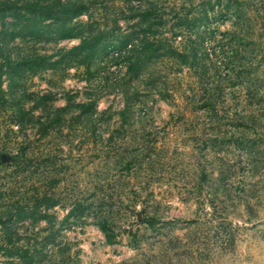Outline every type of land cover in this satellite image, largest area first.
I'll return each instance as SVG.
<instances>
[{"label": "rangeland", "instance_id": "obj_1", "mask_svg": "<svg viewBox=\"0 0 264 264\" xmlns=\"http://www.w3.org/2000/svg\"><path fill=\"white\" fill-rule=\"evenodd\" d=\"M2 153L0 264H264V0H0Z\"/></svg>", "mask_w": 264, "mask_h": 264}, {"label": "trees", "instance_id": "obj_2", "mask_svg": "<svg viewBox=\"0 0 264 264\" xmlns=\"http://www.w3.org/2000/svg\"><path fill=\"white\" fill-rule=\"evenodd\" d=\"M25 7L28 9L27 12L32 13L33 14V18H32V25H28V27L22 26L20 28V34L22 35H26V34H30V35H37L38 37H40L44 31H46L45 29L48 27H53L52 30H47V35H54V39H69V38H73L76 36V32L74 30V28L72 26H66V23L64 21L59 22L58 24L55 22H47L45 24H42V20L40 18L45 17V19H49V18H55L54 14H52V12L46 13L47 11H49V6H41V5H37V4H33V3H26ZM39 9V12H37ZM65 11H67V17L69 15L70 16H75L79 13V10L77 8L75 9H66ZM71 11V12H70ZM37 12V13H36ZM34 13H36V15H34ZM14 34H11V36L13 37ZM97 43H99V39L95 38V40L91 41V42H86L85 38H83L80 41V44L71 48L68 52L67 55H73L74 53H76L78 56H80V54H82V52H84L85 50H88V52L84 55V57L81 60V64H86L88 65V60L92 57H95L97 55L96 51V45ZM168 50L173 51L172 48L170 47H166ZM150 50H147L146 46H142L141 45H137V44H132L131 41H125L123 43H116V45H113L111 47V50L109 52V54L114 57L115 59H127L129 62V66L134 63H139L142 60V56L141 55H146L147 57H149L147 55V52ZM174 52V51H173ZM66 55V54H65ZM196 54H192V64H196ZM151 75H155L154 72H151ZM80 107H84V105H81ZM44 199H46V197H44ZM137 217H139L140 220H143V218H141V212H139L137 214ZM152 218H146L144 219V221H149L151 222ZM101 230L104 233V236L106 238L107 241H109L112 236L109 234V229L106 226H102Z\"/></svg>", "mask_w": 264, "mask_h": 264}, {"label": "water", "instance_id": "obj_3", "mask_svg": "<svg viewBox=\"0 0 264 264\" xmlns=\"http://www.w3.org/2000/svg\"><path fill=\"white\" fill-rule=\"evenodd\" d=\"M0 159H1V161L4 162V161H6L7 159H9V157H8L6 154H3V153H2V154L0 155Z\"/></svg>", "mask_w": 264, "mask_h": 264}]
</instances>
